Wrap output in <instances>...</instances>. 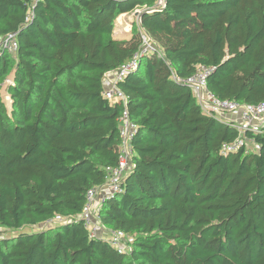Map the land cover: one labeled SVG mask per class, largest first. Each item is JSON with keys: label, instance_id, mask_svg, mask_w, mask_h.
Instances as JSON below:
<instances>
[{"label": "trees", "instance_id": "16d2710c", "mask_svg": "<svg viewBox=\"0 0 264 264\" xmlns=\"http://www.w3.org/2000/svg\"><path fill=\"white\" fill-rule=\"evenodd\" d=\"M155 3L0 0V38L18 41L0 58V264H264V125L250 134L258 152L223 153L237 129L176 79L203 67L217 98L264 102V0ZM139 6L157 51L119 82L126 103L110 102L105 74L143 43L115 37L116 20ZM125 110L134 166L99 218L133 239L130 252L79 217L119 163Z\"/></svg>", "mask_w": 264, "mask_h": 264}, {"label": "built area", "instance_id": "2783aa9c", "mask_svg": "<svg viewBox=\"0 0 264 264\" xmlns=\"http://www.w3.org/2000/svg\"><path fill=\"white\" fill-rule=\"evenodd\" d=\"M165 2L166 0H156V6L161 8L165 5ZM155 47L151 38L143 35V45L140 51L135 54L134 58L117 70L105 74L103 79L105 98L110 102L123 101L126 103L127 97L119 88V82L130 71L137 68L139 60L143 56L151 51H155ZM17 51L18 41L15 34H8L0 38V58L5 52L15 54ZM209 73L210 70L201 67L194 76L188 79H176L191 87L202 111L206 115L218 119L222 118L223 122L237 129V138L232 143L223 145V153L237 152L244 146H246L248 151L258 152L260 145L255 142L250 134H258L264 125V102L248 104L217 98L207 88V77ZM121 121L120 137L122 144L120 146L119 163L116 167H108L106 169L107 177L102 185L95 186L87 192L86 203L79 217L84 222L85 227L90 231L91 236L104 237L119 251L130 252L132 243L127 242L131 237L121 230L105 227L101 224L99 218V212L103 202L121 192L122 182L134 166V151L131 147L130 140L137 129V125L129 119L126 110ZM97 204L100 206L98 209L96 207ZM53 220L54 223H58L66 219L58 215Z\"/></svg>", "mask_w": 264, "mask_h": 264}, {"label": "rangeland", "instance_id": "374dc122", "mask_svg": "<svg viewBox=\"0 0 264 264\" xmlns=\"http://www.w3.org/2000/svg\"><path fill=\"white\" fill-rule=\"evenodd\" d=\"M147 10L146 6H139L136 11L130 13V15H126V14H121L120 16H118L117 20H116V26H115V36H117V38H127L129 36L132 35V33H137L140 32L142 33L144 30L141 27V25L139 24L138 18H137V14H135L137 11L139 12V16L142 15V13L144 11ZM126 16V17H125ZM149 43V42H148ZM147 45V44H145ZM16 56V55H14ZM11 77L9 78V81H6V85H5V89L6 86L10 84L11 82ZM110 84V82H109ZM4 100L7 104V107L9 110H11L12 108V101L9 95H7L4 92ZM221 120H223L222 118H219ZM5 236H7V231H5L3 228H0V239L5 238ZM127 243H133V239L130 238L129 241Z\"/></svg>", "mask_w": 264, "mask_h": 264}, {"label": "clouds", "instance_id": "9594fccd", "mask_svg": "<svg viewBox=\"0 0 264 264\" xmlns=\"http://www.w3.org/2000/svg\"><path fill=\"white\" fill-rule=\"evenodd\" d=\"M166 1H167V0H166ZM165 5H166V2H165ZM165 5H164L163 7L160 8V7H157V6H156V3H155V8H157V9H162V8L165 7ZM136 13H138V11H137ZM140 16H141V15H140ZM141 35H142V38H143V35H147L148 37H150L145 31H143V32L141 33ZM150 38H151V37H150ZM151 40H152V38H151ZM152 41H153V40H152ZM153 44L156 46V47H155L156 50H155V51H151V52H156V51H157V45L155 44L154 41H153ZM142 45H143V43H142ZM142 45H141V47H142ZM141 47H140V49H141ZM139 51H140V50H139ZM151 52H149V53H151ZM16 53H17V52H16ZM16 53L13 54V55H16ZM145 56H146V55H145ZM145 56H143V57H145ZM143 57H142V58H143ZM142 58H141V59H142ZM141 59L139 60V63H140ZM139 63H138V66H139ZM138 66H137V68H138ZM137 68H136V69H137ZM134 70H135V69H134ZM255 142H256V141H255ZM127 176H128V175H127ZM127 176H126V177H127Z\"/></svg>", "mask_w": 264, "mask_h": 264}, {"label": "crops", "instance_id": "0c3cea01", "mask_svg": "<svg viewBox=\"0 0 264 264\" xmlns=\"http://www.w3.org/2000/svg\"><path fill=\"white\" fill-rule=\"evenodd\" d=\"M142 7V6H141ZM144 7V6H143ZM136 11V10H135ZM134 12V11H133ZM132 13V12H131ZM139 13V12H138ZM138 13H135V14H137L138 16H137V18H138V21H139V24L141 25V16H139V14ZM126 15H130V13H125ZM126 17V16H125ZM141 27H142V25H141ZM114 35H115V32H114ZM115 37H117V36H115ZM130 38V36L129 37H127V38H124V39H129ZM121 39V38H120ZM209 90V89H208ZM210 91V90H209ZM96 207H97V209L100 207L98 204L96 205Z\"/></svg>", "mask_w": 264, "mask_h": 264}, {"label": "water", "instance_id": "95a60500", "mask_svg": "<svg viewBox=\"0 0 264 264\" xmlns=\"http://www.w3.org/2000/svg\"><path fill=\"white\" fill-rule=\"evenodd\" d=\"M141 17H142V15H141Z\"/></svg>", "mask_w": 264, "mask_h": 264}]
</instances>
